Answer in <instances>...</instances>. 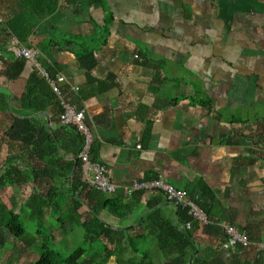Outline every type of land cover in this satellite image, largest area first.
I'll list each match as a JSON object with an SVG mask.
<instances>
[{"label": "crops", "instance_id": "obj_1", "mask_svg": "<svg viewBox=\"0 0 264 264\" xmlns=\"http://www.w3.org/2000/svg\"><path fill=\"white\" fill-rule=\"evenodd\" d=\"M20 6L26 7L23 0H0V71L15 63L7 53L14 37L3 31ZM29 44L39 52L43 70L65 78L61 89L72 105L85 110L93 137L91 160L109 167L116 185L161 176L198 196L208 217L205 226L192 221L190 236L176 243L178 251L165 254L140 221L160 210L184 232L190 219L162 194L142 192L138 207L122 219L102 211L98 217L109 237L88 241L83 236L86 243L96 250L99 243L113 248L111 234L120 231L125 259L264 263L256 246L264 243V0H58L56 11L37 23ZM20 63L9 68V77L0 76V91L14 111L17 126L11 134L25 139L28 181L1 187L0 201L18 212L31 195L46 196L55 187L53 199L61 203L44 212L31 235L40 243L37 233L44 230L52 243H61L83 232L91 213L82 203L70 211L80 136L60 125L58 105L37 113L22 108L28 80L41 75L29 61ZM2 133L0 170L8 166L9 138ZM52 158L72 163V170L63 175L64 166L54 165ZM107 196L122 198L120 192ZM225 224L245 233L249 248L222 249ZM2 234L6 240L0 239V247L11 239L21 256L34 258L29 245L0 227ZM131 240L141 253H132ZM78 264H89L88 259ZM105 264H116L115 258Z\"/></svg>", "mask_w": 264, "mask_h": 264}, {"label": "trees", "instance_id": "obj_2", "mask_svg": "<svg viewBox=\"0 0 264 264\" xmlns=\"http://www.w3.org/2000/svg\"><path fill=\"white\" fill-rule=\"evenodd\" d=\"M25 8H15L12 17L6 21V28L3 31L5 36L14 37L20 44L29 46V38L34 33L37 23L52 15L58 6V0H23ZM108 34L107 23L102 30V36ZM105 39V38H104ZM86 54L84 57H88ZM78 58H82L77 56ZM23 60H15L13 64H4L5 69L0 71V76L9 77V68L18 67ZM21 64V63H20ZM49 74V73H48ZM28 86L25 93L21 97V106L23 109L32 113L46 111L51 104L58 105L55 93L48 82L41 76L36 75L28 80ZM8 96L0 91V133L4 131L7 140V156L5 162L8 164L0 170V188L5 186H24L28 181L26 170L27 150L25 139L18 141L11 134L12 126L15 125L11 115L14 111L9 106ZM208 108V104H205ZM33 157V154H29ZM54 165L60 163L64 168L63 175H67L73 168L72 163L60 162L59 158H52ZM78 165V162H77ZM62 168V167H61ZM60 169V168H59ZM72 186L69 193L72 197L71 212L78 210L82 204L86 205L90 210V217L82 223L85 240L107 239L109 237L107 225L99 219V214L106 210L110 215L119 219L124 218L136 209L140 203L142 192H134L128 199L123 200L118 197H108L106 194L96 191L90 186L82 183L79 170L73 171ZM56 188L48 191L46 196L33 194L20 207L18 212L8 210L0 201V227L7 231L15 240L22 241L29 245H36L35 238L27 233L21 223V215L29 213L32 221L43 219L44 212L54 206L60 205L61 201L53 199L56 196ZM54 195V196H53ZM199 201H197L198 203ZM82 203V204H81ZM200 206V205H199ZM184 212V211H183ZM186 215V212H184ZM140 226L146 231L147 235H153L156 238L157 249L165 254L172 255L178 251L176 243L190 236V231L179 232L172 222L165 218L160 210L149 211L140 221ZM40 229L42 226L39 227ZM41 238L39 257L29 263L24 264H78L81 258H87L89 264H105L109 258L114 257L116 264H153L144 256L141 260L137 258H124L125 248L123 246V235L119 232H113L112 239L108 243L113 242V248L104 245L102 248L94 249L90 245L79 247L68 256L57 259L58 254L50 247L49 232L41 231L37 233ZM110 235V236H111ZM29 238L31 241H29ZM84 242L86 243V241ZM32 242V243H31ZM89 244V243H88ZM130 244V242H129ZM132 253H141V249L136 245V241L131 240ZM249 248V247H248ZM260 259L263 257L259 255ZM262 264H264L261 261ZM248 264V263H247Z\"/></svg>", "mask_w": 264, "mask_h": 264}, {"label": "built area", "instance_id": "obj_3", "mask_svg": "<svg viewBox=\"0 0 264 264\" xmlns=\"http://www.w3.org/2000/svg\"><path fill=\"white\" fill-rule=\"evenodd\" d=\"M205 1V0H201ZM7 53L13 60H27L40 75L48 82L52 91L55 93L60 113L58 120L61 126L71 127L80 136V150L77 155V162L80 168L82 183L90 186L98 192L106 195H117L119 192L122 198L128 199L134 192H152L162 194L164 199L174 204L179 210L186 212L190 219L184 223V229L189 231L192 227V221L200 225L208 224V217L198 205V196H192L187 191L177 189L169 184L161 176H154L149 180H134L129 185L118 186L112 180V173L105 164L91 160V151L93 137L89 127L86 124V112L84 109L75 108L71 99L65 94L61 86L65 83V78L58 75L51 77L42 69L39 61V52L33 47H27L19 43L15 38L11 39V44L7 48ZM135 58L139 57L135 55ZM225 239L222 243V249L231 250L235 248L247 249L251 242L248 236L236 230L230 224L223 225ZM257 251L264 258V243H258Z\"/></svg>", "mask_w": 264, "mask_h": 264}, {"label": "rangeland", "instance_id": "obj_4", "mask_svg": "<svg viewBox=\"0 0 264 264\" xmlns=\"http://www.w3.org/2000/svg\"><path fill=\"white\" fill-rule=\"evenodd\" d=\"M1 194H3V192ZM58 216L59 215L54 214L53 215L54 220H56V218H58ZM20 220H21V223L23 224L24 228L26 229L27 233L32 234V235H36L35 230L39 226V221H37V220L32 221V219L29 217L28 212H26V214H22ZM59 222H57V223L59 224ZM53 226H56L55 223ZM46 230H48V229L46 228ZM83 236H84L83 232H76V233H72V235L70 236L71 240H68V238L66 237L67 241H63L61 243L50 242L51 249H53L58 254V256H56V258L62 259L64 257L68 256L69 254H71L74 250L78 249L79 247H85V246L89 245L88 243L84 242ZM0 239H1V242L6 240V237L4 236V234L0 235ZM9 239H10V237H9ZM7 241L8 242H4L2 244V246L0 247V264H10V262L11 263L14 262L16 264H24V263H28L30 261L33 262L40 255V250L38 249V247L40 246L39 242L35 243L36 245L31 246L29 248V250L32 251V253L34 254V258L31 260H27V258L25 256H23V255L21 256L19 250H17L14 246H12L9 243V242H11V239L7 240ZM99 245H100V243L98 244V248H100L102 246V245L101 246H99ZM93 247H95V245H93ZM94 249H96V248H94ZM20 259H22V260H20ZM16 261H18V262H16Z\"/></svg>", "mask_w": 264, "mask_h": 264}]
</instances>
